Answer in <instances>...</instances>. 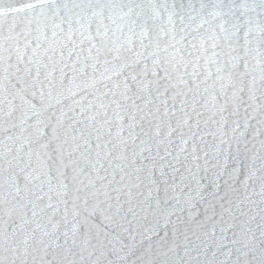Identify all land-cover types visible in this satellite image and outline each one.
Instances as JSON below:
<instances>
[{"label": "snow or ice", "instance_id": "1", "mask_svg": "<svg viewBox=\"0 0 264 264\" xmlns=\"http://www.w3.org/2000/svg\"><path fill=\"white\" fill-rule=\"evenodd\" d=\"M0 264H264V0H0Z\"/></svg>", "mask_w": 264, "mask_h": 264}]
</instances>
